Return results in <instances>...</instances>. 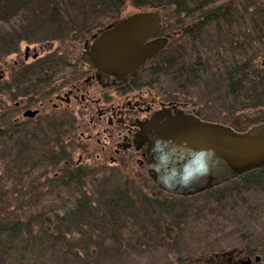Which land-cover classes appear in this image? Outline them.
<instances>
[{
	"label": "trees",
	"instance_id": "obj_1",
	"mask_svg": "<svg viewBox=\"0 0 264 264\" xmlns=\"http://www.w3.org/2000/svg\"><path fill=\"white\" fill-rule=\"evenodd\" d=\"M127 2L135 8L161 10L164 29L177 33L149 61L146 72L153 81L168 79L176 100L193 108L200 104L203 111L214 109L218 115L207 118L195 111L203 120L225 122L223 117L239 112L240 124L241 116L247 115L253 116L247 125L264 121V67H256V54H249V61L246 55V44L252 40L264 46V0H0V60L18 51L22 42L59 40L61 44L43 61L61 62L70 54L64 46H77L119 16ZM246 11L254 33L248 43L239 28ZM15 89L13 95H18L19 86ZM5 91L2 84L0 264H101L120 254V248H130L140 230L138 219L156 210L165 220L159 231L174 250L172 261L156 260L157 264L209 258L233 248L246 256L264 257V200L258 201L264 196V167L192 196L167 194L150 179L145 192L137 187L110 188L92 176L93 187L99 189L94 197L85 189L87 171L75 166L65 150L56 149L51 141L44 153L32 147L45 141L32 136L38 134L35 128L12 123L14 107ZM238 125L230 126L236 131L248 128ZM33 150L36 154L30 156ZM16 157L23 159L22 165L13 166ZM50 168L57 174H50ZM175 200L183 206L171 220ZM192 201L195 204L187 203ZM227 217L228 231L217 232L208 221L215 220L216 228ZM183 243L185 251L176 247Z\"/></svg>",
	"mask_w": 264,
	"mask_h": 264
},
{
	"label": "flooded vegetation",
	"instance_id": "obj_2",
	"mask_svg": "<svg viewBox=\"0 0 264 264\" xmlns=\"http://www.w3.org/2000/svg\"><path fill=\"white\" fill-rule=\"evenodd\" d=\"M162 19L161 14L156 37H165L166 46L177 33L165 30ZM187 19L184 17V22ZM103 27L84 37L82 47ZM36 44L38 48L25 44L23 50L14 52L15 60L8 68L4 67L6 62L1 64L0 61V81L4 90L11 93L15 108L12 123L24 129L35 128L38 134L32 136L36 140L54 142V147L65 150L71 159L76 153L74 164L77 167L81 168L83 161L91 157L93 173L107 170L117 173L131 168L147 173L146 145L151 137L147 128L152 117L160 113L163 121L166 114L175 116L178 111L197 116L185 102L147 97L153 80L143 81V77L149 76L146 68L152 58L126 75L122 82L101 84L95 68L83 62L80 55L77 61L69 54L61 62L48 65L43 57L49 51L41 54L42 42ZM247 57L249 61V54ZM39 67L44 69L37 70ZM245 76L249 82V66ZM17 86L21 92L13 95L12 90ZM27 109L37 110V113L33 117L24 116ZM233 259L227 257L230 264H235ZM213 264H223L221 256L218 255Z\"/></svg>",
	"mask_w": 264,
	"mask_h": 264
},
{
	"label": "water",
	"instance_id": "obj_3",
	"mask_svg": "<svg viewBox=\"0 0 264 264\" xmlns=\"http://www.w3.org/2000/svg\"><path fill=\"white\" fill-rule=\"evenodd\" d=\"M160 26L161 13L157 9L115 20L84 43L80 58L95 68L101 84L120 83L164 48L167 39L156 37ZM36 113L27 109L23 115L33 117ZM165 116L161 121L160 113L154 115L147 128L151 137L146 145V171L159 190L192 196L264 167V121L236 131L221 122L182 111ZM218 255L179 264H213ZM258 259L255 256V261ZM250 262L247 258L240 264Z\"/></svg>",
	"mask_w": 264,
	"mask_h": 264
},
{
	"label": "rangeland",
	"instance_id": "obj_4",
	"mask_svg": "<svg viewBox=\"0 0 264 264\" xmlns=\"http://www.w3.org/2000/svg\"><path fill=\"white\" fill-rule=\"evenodd\" d=\"M152 8L153 7L135 8L127 2L123 6L122 13L119 16H117L111 20L109 19L108 21L104 22L103 25L105 26L106 24L110 23L111 21H113L115 19L118 20V19H121V18L126 17L128 15H131L133 13H136V12L152 10ZM69 9L70 8H65L66 11L67 10L69 11ZM157 10L162 14L161 10H159V9H157ZM245 13H246L245 21H244L243 25H241V23H240L239 28L243 31L245 42L247 41L246 43H248V40L250 41L252 39V37L254 38V33H253V31L249 30V28H250L249 11H246ZM162 16H163V14H162ZM162 21H163V19H162ZM94 31H93V33H95ZM258 31H260V29ZM263 36H264V32H263ZM47 41L48 42H46V40L42 41L43 50H42L41 54L46 53L48 51L51 53L56 47H58L61 44V41H59V40L58 41L47 40ZM252 41L253 42L251 43V45H250V43H249V46H248V44H246L247 45V50H246L247 54L246 55L248 56V54H251V53L256 54L255 64L258 65V66H256L258 69H261L264 67V65L262 64L263 60H264V46L262 45L263 43L261 41H254V40H252ZM263 41H264V38H263ZM25 44H28L30 46V48L34 47V46L36 48H38V45L36 43L22 42L19 46V49L23 50ZM246 45H245V47H246ZM82 48H83L82 42H80L77 46L75 45V47H72V48L71 47L68 48L66 46L63 47L64 50H68V52H70V55H72L76 59V61H77V58H78ZM49 52L46 53L44 55V57H46L47 54H49ZM62 58H66V57H62ZM14 60H15V53H10L0 61H1V64H4L3 62H6L4 64V67L8 68V66L11 65ZM43 67H45V66H43ZM40 69H44V68L39 67L37 70H40ZM37 75L39 76L41 74H37ZM44 75H46V74H42L41 77ZM149 79H152V78L149 76L143 77V81L149 80ZM162 81L163 82L152 81L153 85H150V90H148V92H147V97H154L155 99H163V100L175 99L176 98L175 93L171 92V89H173V87L171 86L168 79H165ZM2 83H3V81H0V87H1ZM14 90H16V89H13L12 93H15ZM18 91L21 92V89L20 90L17 89V93H18ZM36 91H39V90H36ZM36 91H34V92H36ZM5 95H6L5 98H7L9 100L12 98L10 96V94H8L7 92L5 93ZM9 102L13 105V100L12 101L10 100ZM181 102H184V101H181ZM191 105L192 104H188L189 107L188 106L187 107L189 109L191 108L194 112L197 110L199 112H203V114L207 118H212L213 116H218L217 114H213L212 110H214V109L207 108V111H203L202 110L203 108L200 109V104H198V106L195 105L194 108ZM215 109H217V108H215ZM14 110H15V108H14ZM14 110H11V112L15 113ZM239 116H240L239 112L233 114V116H225V117H223V120L225 122H221V123L228 125V126L235 125V124L236 125L239 124L238 126L242 125L244 127H250L251 126V125H247V124H249L250 119L253 117L252 115L251 116L250 115L241 116V119L243 120L241 122V124L239 123V120L237 118ZM223 120H221V121H223ZM209 121H211V120H209ZM230 127H232V126H230ZM47 143L48 142L33 143L32 147L39 149V151L41 153H44L48 149ZM35 154H36V152H34V150H33V153H30V156H33ZM20 156L22 157V155H20ZM21 157L20 158L16 157L17 161L12 162V164L14 163L13 166L22 165L23 159H21ZM76 158H77V154L74 153L72 155V161L75 162ZM91 162H92L91 157H88V159L86 161H83V163H82L83 166H81L83 171H85V170L87 171V174H86V176H87L86 181L87 182H86L85 189L88 190V194H91L94 197H96L94 193H95V191L97 192L99 190V189H97L98 186L93 187L92 180L90 178L92 176L96 177L99 180H104L105 185L109 186L110 188L111 187H117V186H128L131 189H135V187H137V188H139V190L148 192L147 187L149 184L147 183V181H148L149 177H148L147 173L145 172V170L132 169L131 168V169H122L120 172H117V173L115 172V170H107L104 172L93 173L92 172V170H93L92 166L90 165ZM2 167H3V165H2ZM1 171L2 170L0 169V172ZM54 171H55V169H53V168L49 169L50 174H52ZM94 177H92V178H94ZM12 184H13L12 180H8L6 182L7 188L11 189ZM160 198L163 199L164 195H161ZM263 200H264V196L263 197L259 196L258 201L261 202ZM97 202L98 201L95 200L94 204L98 205ZM175 202L176 203L173 204L174 208L169 215L171 220L174 219V215H177V213L181 209V206H183L182 201H176L175 200ZM193 202L195 204V201L187 202V203L191 205ZM53 203H55V201H53ZM147 214L143 213L142 217H140L137 221L138 222L137 227H138V230H139V228H140V230L137 231V233L135 234V237L133 239H136V240H134V242H132L131 247L130 248H125V247L120 248L119 249L120 254H116L115 256L110 257V258H106L101 264H157L156 260L161 262V263H166V262L172 261L174 250L171 246V242H170V240H168L166 238V236L164 234H161L159 231L161 224L165 221L163 214L158 212L157 210L155 211L154 214H149V212ZM229 220L230 219L228 217H227V219H223L222 220L223 223H218L220 225L216 228L214 227L215 222H216L215 220L214 221L208 220V221H209V224L213 226L212 228L214 230H217V232H219V231H228L230 229V221ZM198 242H199V240H198ZM176 247L179 248V250L185 251L186 244L183 243V244H180ZM194 248L196 250H198L201 247H197V248L194 247ZM233 249L226 250V251L232 250V252L229 255H226V256L219 255V256H221L223 264H230L229 263L230 261L228 262L227 257H232V259L234 258L232 260V262H234L235 264H240L242 261H245L247 258H251V264H264V257L262 255L255 254V255H252L250 257V256H246L245 254H243L241 251H239L238 248H236L235 250H233ZM100 251L102 253L104 252L103 249H101ZM218 254H221V252L220 253L218 252ZM255 256L259 257V259L257 261H255ZM214 260H216V258Z\"/></svg>",
	"mask_w": 264,
	"mask_h": 264
}]
</instances>
